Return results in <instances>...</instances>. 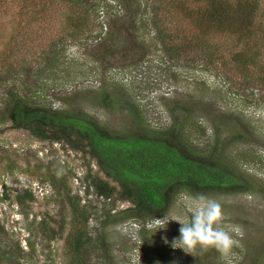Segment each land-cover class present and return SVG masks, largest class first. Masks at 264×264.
I'll return each mask as SVG.
<instances>
[{
    "label": "rangeland",
    "instance_id": "obj_1",
    "mask_svg": "<svg viewBox=\"0 0 264 264\" xmlns=\"http://www.w3.org/2000/svg\"><path fill=\"white\" fill-rule=\"evenodd\" d=\"M96 1V9H88L86 16L90 31L83 38L69 39L65 17L74 8L70 4L43 2L42 14L31 18L36 10L23 9L20 0H0V56L19 55L32 70L35 63L46 60V71L23 82L29 96L54 108L64 107L65 98L76 101L77 107L111 129L127 127V120L120 110L99 105L103 89L124 91L154 127L171 121L168 103L182 107L191 145L204 153L216 145L224 163L250 188L204 195L221 203L225 226L241 228L240 246L227 256L199 248L188 254L172 246L180 227L174 220L156 232L154 226H145L146 221L114 220L112 215L129 204L98 197L88 187L90 175L102 177L88 153L63 141L40 140L3 118L5 93L23 88L18 78L6 73L15 58L1 57L0 264H68L65 237L72 220L65 197L68 191L80 199L88 215L89 264H105L99 245L105 249L104 259L113 264H264L261 65L239 69L229 55L235 37L219 33L208 41L221 53L213 61L201 56L199 47H186L170 58L154 26L170 36L167 45H182L190 39L194 43L196 32L188 19L172 16L166 9L155 11L157 0ZM258 2L257 23L264 26V0ZM46 43L52 44L50 58L42 59ZM60 44L62 49L54 55ZM236 130L243 137H233ZM199 196L184 191L174 194L165 216L186 219L184 202ZM133 222L138 224L136 230L129 227Z\"/></svg>",
    "mask_w": 264,
    "mask_h": 264
},
{
    "label": "trees",
    "instance_id": "obj_2",
    "mask_svg": "<svg viewBox=\"0 0 264 264\" xmlns=\"http://www.w3.org/2000/svg\"><path fill=\"white\" fill-rule=\"evenodd\" d=\"M50 1L20 0L23 9L36 10L32 11L31 18L36 13L42 14L40 11L44 7L41 3L44 5L43 2ZM62 1L74 7L65 17V33L69 39L83 38L90 31L86 20L88 9L95 10L98 2ZM153 5L155 11L166 9L172 16L179 14L183 19H188L196 32L194 43L190 39L182 45H167L166 39L170 40V36L163 34L154 22L162 48L170 58L178 57L181 51L185 52L183 49L186 47H199L201 56L213 61L221 53L212 48L208 43L209 38L216 33L235 37V44L229 51L231 59L239 69L261 65V81L264 83V63H259L261 59L264 61V26L257 23L258 0H157ZM256 32L260 35H256ZM61 45L53 51L54 55L58 53L55 51L62 49ZM50 46L46 43L42 59L50 58ZM1 57L15 58L8 64L6 73L18 78L23 88L20 90L15 87L5 93L3 118L9 120L14 128L26 129L40 140L63 141L72 149L88 153L102 173V177L90 175L88 187L98 197L129 204L112 215L114 220L129 218L147 222L165 216L174 194L182 191L194 196L249 191L250 188L238 178V174L217 154L216 145L207 153L191 145L184 131L182 113L185 111H181L182 107L177 104L166 105L171 119L169 124L154 127L142 118L138 104L124 91L103 89L98 95L99 105L106 109L120 110L127 120V127L111 129L77 107L76 101L65 98L64 107L54 108L29 96L23 82L33 76L36 78L40 71H46V60L35 63L32 70L26 61L19 59L22 58L19 55L7 54ZM236 136L243 137L237 130L233 133V137ZM65 197L72 219L71 230L65 237L68 264H89L86 246L90 237L87 233L88 215L85 205L80 204V199L70 195L69 191ZM144 231L140 230L141 236ZM97 250L105 264H113L104 259L105 249H102V245Z\"/></svg>",
    "mask_w": 264,
    "mask_h": 264
},
{
    "label": "clouds",
    "instance_id": "obj_3",
    "mask_svg": "<svg viewBox=\"0 0 264 264\" xmlns=\"http://www.w3.org/2000/svg\"><path fill=\"white\" fill-rule=\"evenodd\" d=\"M184 207L188 213L184 220L164 216L154 221L155 232L166 228L170 220L179 223V236L172 243L174 248L178 247L188 254L197 248L201 251L215 249L227 256L233 248L240 246L238 237H243L241 228L238 225H224L225 213L216 199L201 195L185 201Z\"/></svg>",
    "mask_w": 264,
    "mask_h": 264
},
{
    "label": "built area",
    "instance_id": "obj_4",
    "mask_svg": "<svg viewBox=\"0 0 264 264\" xmlns=\"http://www.w3.org/2000/svg\"><path fill=\"white\" fill-rule=\"evenodd\" d=\"M157 219H159V218H157ZM155 220H156V218L147 221L146 224H145V226H146L147 228H149V227H151V226H154V221H155ZM129 227H133V228L136 230V229L138 228V224L135 223V222H133V223L130 224Z\"/></svg>",
    "mask_w": 264,
    "mask_h": 264
}]
</instances>
